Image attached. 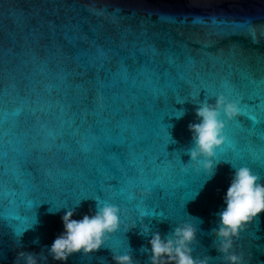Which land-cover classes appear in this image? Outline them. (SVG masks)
Wrapping results in <instances>:
<instances>
[{
	"label": "water",
	"instance_id": "obj_1",
	"mask_svg": "<svg viewBox=\"0 0 264 264\" xmlns=\"http://www.w3.org/2000/svg\"><path fill=\"white\" fill-rule=\"evenodd\" d=\"M262 82L264 0H0V264H25L21 250L47 255L63 230V209H49L81 200L79 218L96 197L120 207V227L97 250L40 264H115L112 252L127 250L151 264L141 223L166 234L186 220L197 227L193 254L228 264L213 229L232 161L264 178V117L253 107L255 123L229 118L217 149L228 160L209 177L186 151L191 94L234 89L256 105ZM16 215L29 217L21 235ZM240 228L234 264H264V212Z\"/></svg>",
	"mask_w": 264,
	"mask_h": 264
},
{
	"label": "clouds",
	"instance_id": "obj_2",
	"mask_svg": "<svg viewBox=\"0 0 264 264\" xmlns=\"http://www.w3.org/2000/svg\"><path fill=\"white\" fill-rule=\"evenodd\" d=\"M192 101L198 105L194 109L197 119L188 124L193 143L186 151L190 155L192 167L198 172L203 169L211 177L218 163L217 149L226 140L222 113L231 118L240 110L235 101L228 100L223 94L217 96L214 102L197 97H192ZM176 113L179 118L184 115L185 110L179 109ZM94 199L96 200L94 210L84 213L79 218L74 217V213L81 200L73 205L49 209V211L63 209L61 216L63 230L55 236L50 245L44 246L47 255L54 261L66 262L73 253L81 251L87 253L99 249L109 234L120 227L122 222L120 207L110 201ZM223 200L225 206L218 213V226L213 232L217 236L216 247L223 254V259L228 264H234L240 257L230 251L232 237L238 234L244 222L251 221L259 213L264 212V178L247 164H234V171ZM148 215L146 211H141V216ZM135 226L136 223L133 222L128 227ZM196 232V224L187 220L175 224L166 234L153 230L148 223L143 222L140 233L148 236V244L141 245V251L148 253L151 264H161L165 259L174 261V264H210V256L193 254L191 245L196 238ZM18 255L25 264H40L41 258L47 259V255L41 257L29 250H21ZM112 260L115 264H138L131 250L113 251Z\"/></svg>",
	"mask_w": 264,
	"mask_h": 264
},
{
	"label": "snow or ice",
	"instance_id": "obj_3",
	"mask_svg": "<svg viewBox=\"0 0 264 264\" xmlns=\"http://www.w3.org/2000/svg\"><path fill=\"white\" fill-rule=\"evenodd\" d=\"M245 23L249 27V30L253 31V33H254L255 30L252 29L251 24L248 23V22H245ZM243 26L244 25H241V27H243ZM262 83H264V82H262ZM201 90H204V99L205 100H209V98H214V101H215L217 96L223 94L228 100L235 101L237 103L238 107H239V110H240L239 112L241 114H244V115L248 116V118L253 123H255L257 121L258 116L255 113L250 111L251 108H253V107L257 108L258 111H259L260 116L264 117V88L260 89L259 92H253L251 97L249 98V99L254 98V99L258 100L259 103L256 104V105H252L249 102H247L245 97H244V95H242V94H240L238 92H235L234 89H228L226 92H215V91L211 90L210 88H208L207 86H205V87L201 88L198 93L197 92H193L191 94L192 97H197L198 96L200 98ZM176 101L181 102V100H179V99H177ZM175 114H177V113H175ZM222 118L225 120L224 133L227 136L229 128L231 127V121H230L229 117H227L226 115H223V113H222ZM260 137H261L262 140H264V131L260 132ZM169 141H170V133L168 132L167 142L164 144V151L166 153H167L166 146L169 143ZM228 143H229L230 146L235 148V144L231 140L230 137H229ZM221 158L228 160V153H223V154H221V153L217 154L216 153V159H221ZM237 159L238 160L239 159H244V157L240 156L239 153H238L237 154ZM252 160L256 161L255 159H252ZM259 161L260 162H264V151H262ZM180 163H181V165H183L182 161H180ZM232 163L235 164V161H232ZM121 195H123V193H121ZM84 198H88V196H85L83 193H81V199H84ZM96 198H99V197H96ZM129 198H134V197H129ZM49 201L54 202L55 206H56V202L54 200H49ZM33 205H34V203H33ZM11 219H15L17 221H21V223H19V224L12 225V227L14 228L15 233L17 235H21L25 228H29V226H28L29 217H21L19 215H16V216L11 217ZM31 219H32V222L34 223L35 222V217H32ZM121 219H124V217L122 215H121ZM243 230H244L243 228L239 229V231H243Z\"/></svg>",
	"mask_w": 264,
	"mask_h": 264
}]
</instances>
